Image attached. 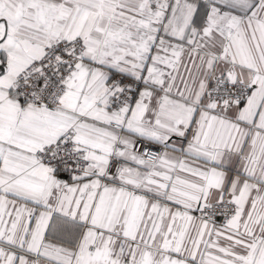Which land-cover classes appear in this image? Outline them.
Segmentation results:
<instances>
[{
    "label": "snow or ice",
    "instance_id": "snow-or-ice-1",
    "mask_svg": "<svg viewBox=\"0 0 264 264\" xmlns=\"http://www.w3.org/2000/svg\"><path fill=\"white\" fill-rule=\"evenodd\" d=\"M0 264H264V0H0Z\"/></svg>",
    "mask_w": 264,
    "mask_h": 264
}]
</instances>
